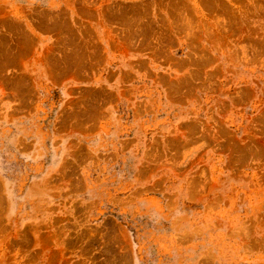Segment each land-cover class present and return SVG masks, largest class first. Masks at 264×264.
Masks as SVG:
<instances>
[{
	"label": "rangeland",
	"instance_id": "obj_1",
	"mask_svg": "<svg viewBox=\"0 0 264 264\" xmlns=\"http://www.w3.org/2000/svg\"><path fill=\"white\" fill-rule=\"evenodd\" d=\"M0 264H264V0H0Z\"/></svg>",
	"mask_w": 264,
	"mask_h": 264
}]
</instances>
